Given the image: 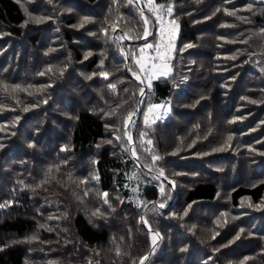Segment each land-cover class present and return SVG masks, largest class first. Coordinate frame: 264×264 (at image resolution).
<instances>
[{"label": "trees", "instance_id": "obj_1", "mask_svg": "<svg viewBox=\"0 0 264 264\" xmlns=\"http://www.w3.org/2000/svg\"><path fill=\"white\" fill-rule=\"evenodd\" d=\"M154 3L0 0V264H264V0Z\"/></svg>", "mask_w": 264, "mask_h": 264}, {"label": "snow or ice", "instance_id": "obj_2", "mask_svg": "<svg viewBox=\"0 0 264 264\" xmlns=\"http://www.w3.org/2000/svg\"><path fill=\"white\" fill-rule=\"evenodd\" d=\"M127 2H128L129 5L133 4V0H127ZM148 5H149V9L151 11H153V12H156L157 9H163L164 8V5H155L154 0H148ZM167 13H168V15H171L172 14V8L171 7H168L167 8ZM232 14L233 13H229V15H232ZM141 16L144 19L145 25H147L149 23V21H148V19L146 17L143 16V10L142 9H141ZM33 19L35 20L36 23L43 22V19L40 18V17H35ZM157 19L160 20L161 21V24H162V17L157 16ZM88 22L89 21L87 19H85V20H83L81 22L80 26L82 27L85 23H88ZM170 23L173 25V28H172L173 36L170 37L169 43H168L165 51L164 52H161L160 46L157 45L156 46L157 56L151 57V60H153V61H164V64H163L164 67H167V63H166V60H165V56H166L167 53H169V52H171L173 50L174 45L172 43V40L174 39L175 32L179 28V25L176 23L175 20H172ZM162 26H163V24H162ZM102 31H104L105 35L107 34V30L102 29ZM144 31H145V37L144 38H146V36L149 34L147 27H145V30ZM125 35H127V34H125ZM191 46L192 45H186L185 47H191ZM146 47L147 48H152L153 46L152 45H147ZM140 52H141V55H143L144 49H140ZM136 63L138 65H140L141 72H145L147 70L146 69V65L141 64V60H139V59L136 60ZM101 64H103V61H101ZM152 67L153 68H156L157 67V64L156 63H153L152 64ZM49 71H51V69H49ZM168 71L170 72L171 69L169 68ZM102 75H103L104 79H108V74L107 73H102ZM133 75L136 77L137 80H140L141 83H144V80H141V77L139 75H137L135 72H133ZM161 75H167V73L161 72ZM88 78L91 79V77H88ZM148 87L151 88V79L148 80ZM109 88L112 89L113 91H115L116 85L115 84H109ZM125 91H127V89H125ZM140 95L141 96L144 95L143 88L140 89ZM154 107H163V106H154ZM25 110H27V109H25ZM151 112H152V108H149L148 113H151ZM148 113H145L144 114V121H145V124L150 127L151 126V123H155V119H153L151 121V123H149V114ZM133 115H135V112L129 113L128 118H127L128 122H132V116ZM156 118L158 119L160 117H156ZM126 135H127V133H126ZM141 135L143 136V135H146V134L145 133H142ZM117 139H119V137H117ZM128 139L131 140V137L128 136ZM229 139H231V137H229ZM108 142L111 143V141H108ZM148 143L151 144L152 143L151 140H149ZM217 150H220V149H217ZM159 159H160L159 156H155V155L153 156V161L159 160ZM160 174L163 175V172L161 171ZM161 191H163V189ZM103 196L105 197V203H108V201L106 199L107 196H108V194L107 193H103ZM0 207H4V205H0ZM160 207L162 208V207H164V205L161 204ZM94 215H95V213H94ZM141 219L143 220V218H141ZM145 223H146V221H145ZM214 238H215V236H213V239ZM237 238H239V234L237 235ZM153 243H155V236L153 237ZM146 259H147V257H143L142 260H141V264H143V260H146Z\"/></svg>", "mask_w": 264, "mask_h": 264}, {"label": "rangeland", "instance_id": "obj_3", "mask_svg": "<svg viewBox=\"0 0 264 264\" xmlns=\"http://www.w3.org/2000/svg\"><path fill=\"white\" fill-rule=\"evenodd\" d=\"M162 18H163L162 19L163 26H162L161 23H160V26H159L160 37L162 38V40L158 41V45L160 47H163V48H160V49H161V52H164L166 47H167V45H168V43H169L170 37L173 36V33H172L173 25L170 23L172 21V19H169V17L167 16L166 13L162 16ZM148 45H152V44L150 42H148ZM151 49H150V51H151L150 53L153 55V51ZM167 55H168V53L166 54V56ZM139 60H141V64L146 65V69H147L146 71L148 72V76L144 78L146 83L148 82V80H149V78L151 76V72L153 73V75L159 76L160 75L159 73L162 71V68L164 67L163 64H162L163 67H159V68L158 67L157 68H153L152 65H150V67H149L147 65V60L149 61V59L147 58V52H143V55H142V57ZM138 67L140 69V65H138ZM150 108H152V111H153L154 106H151ZM131 126H132V124H131Z\"/></svg>", "mask_w": 264, "mask_h": 264}, {"label": "crops", "instance_id": "obj_4", "mask_svg": "<svg viewBox=\"0 0 264 264\" xmlns=\"http://www.w3.org/2000/svg\"><path fill=\"white\" fill-rule=\"evenodd\" d=\"M156 64H157V67L159 68V67H163L162 64H164V62H156ZM167 69H168V64H167V67H163L162 68V71L161 72H165L166 73L167 72ZM161 72L159 73L160 74L159 76L153 75V73L151 72V77L152 78L163 77L164 75H161Z\"/></svg>", "mask_w": 264, "mask_h": 264}, {"label": "water", "instance_id": "obj_5", "mask_svg": "<svg viewBox=\"0 0 264 264\" xmlns=\"http://www.w3.org/2000/svg\"><path fill=\"white\" fill-rule=\"evenodd\" d=\"M124 59H125V61H126V55H124ZM137 82H139L140 83V80H137L136 79V77L134 78ZM141 88H143V87H141ZM138 107H139V104H138ZM137 107V108H138ZM131 145V144H130ZM157 177H159V178H162L160 175H157ZM143 262H144V260H143ZM140 264H141V262H140Z\"/></svg>", "mask_w": 264, "mask_h": 264}]
</instances>
